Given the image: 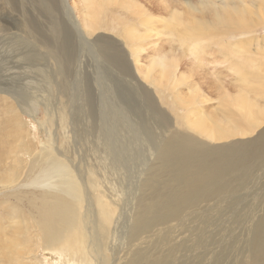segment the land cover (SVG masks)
I'll return each instance as SVG.
<instances>
[{
	"label": "rangeland",
	"instance_id": "rangeland-1",
	"mask_svg": "<svg viewBox=\"0 0 264 264\" xmlns=\"http://www.w3.org/2000/svg\"><path fill=\"white\" fill-rule=\"evenodd\" d=\"M30 1H32V3H25L23 10L26 15L31 14L30 16L28 15V18L31 19L32 25H34L33 27H35L39 33V49L46 51V49L51 46L49 49L53 50V56L62 63V72H66L67 90H60L63 93L53 92L52 90L54 88L47 86L46 82L42 83L43 79L39 78V75H35V72L36 74H40L37 67H42L43 64H46L48 68H50V65L53 64L51 60L44 63L41 55L38 61L28 62V64L27 61H22L23 63L19 61L16 64V66L19 67L16 70L21 73V75L16 76L17 84H24L27 86V79L24 76L25 73L23 72V68L29 69L30 67L33 72L28 70L29 72H26V74H29L28 77L32 79L27 81L34 82L33 87L30 85L28 88L31 87V91L35 92L36 90L38 92L40 87V91L38 93L35 92L36 101H41V103L47 106L53 113H57L60 109L65 107L71 116L78 117L77 119L83 122V120L87 119V111L90 108L94 111V118L97 120L100 118L99 120L105 124H107L112 116L115 117L116 122H121V127L120 125H115V127L118 128L117 133L119 134L117 141L107 137L105 134L104 140L108 151L111 150L113 159H121L124 161L122 165L117 163V167L114 168L108 164L109 159L107 160V158L103 157V149L105 148L102 143L100 144L96 141L97 134L95 132L94 151H92L94 153L90 152L92 160L94 155V171L98 179L102 182L103 186H105L112 198L116 197L115 199L121 200L122 213L116 224L120 229V233H122L121 236L119 235L120 240L118 239V235L114 237L113 245L114 248L117 247L114 249V254L121 255L125 254L127 250H130V243L128 240L122 239L124 231L123 224L128 223V217H131L132 214L133 190H131L130 187L138 181L141 166H143V170H145L151 165L153 161L152 158L157 152L154 147V142L160 139L159 132H161L162 138L163 133L168 129L166 133L174 132L175 134L183 135L193 141L199 142L202 147L206 146L205 148L211 149L210 154H219V151L221 153H228L231 150L243 154L244 158L247 157V154L250 155L244 161L246 164L249 163V170L246 178L241 182L244 184L246 183L245 185L243 184L240 187H236L231 193L226 192L215 199L211 198V200L200 202L193 207L194 209L187 210V215H190V213L194 211H197V213L200 212L198 214L194 212L188 217L186 211H184L185 214L183 212L181 213L182 215L184 214L181 219L185 220L179 219L177 222L172 221V223H177L175 228H178H172V237H178L179 239L185 238V240L183 239V244L180 245L181 247H178L177 250L173 252L169 264H190L189 262H191V264H194V262L195 264H264L263 245L261 252H258L256 249L252 251L248 250L250 249L251 238L260 239V243L264 244V152L261 155L263 156L262 160H260L261 158L257 160V157L252 154V152L257 153L261 149V142L264 143V110L260 108L264 107V93L261 92L262 94H260V92L255 89L259 85V81H264V0H242L244 1V5L247 7L249 6V9L253 11L250 20L244 24L229 25L226 32L221 28L215 32L202 35L199 37V43L193 48L191 46L187 47L183 44L184 42L181 41L182 28L176 26V19L171 13L178 12L179 14L183 13L182 16H186L189 14L190 10L188 5L195 4L193 6L197 8L198 12H194V15L199 17L202 15V18H207L210 14L211 7L207 5V7L210 8L208 9L206 5L202 4V0H128L129 4L127 0L122 2V4L120 2L122 0H116V5L110 4V6L103 7L98 18L94 17V19L97 20H95L94 23H96L97 28H99L97 30L94 29L91 33H86L87 31L84 32V27H81L83 24H79V22L83 23L82 21L85 16V13H83L84 4L82 0H45L44 4L51 12L54 19L53 22L57 28L56 36L58 43L55 45L56 47H54V35L49 30H45V22L43 21L48 20L45 18L49 16L46 13L47 11L43 8L44 6L42 4H37V2L33 0ZM209 1H213L214 4H216L214 7H218L217 5L222 2V0ZM130 2L135 6L132 11L130 8H125L126 6L129 7L131 4ZM185 3H187V5ZM198 3L200 5H198ZM4 4L0 1V5L2 6H0V72L5 70L8 66H15V62L13 61L16 58L14 56L21 51L9 44V42H7L8 38L15 33L19 34V30H25L23 36L27 37L28 33L26 29L31 27L28 26V20L24 18L25 14L24 16L22 15V8L19 6H17V9L10 8ZM38 10L40 11L39 14ZM256 18H261V20H255ZM95 26L94 28H96ZM13 27H15V29ZM131 27L139 28L143 33H147V35L141 38L139 37L138 39H136L137 36H133L129 39V36L126 35V31ZM11 33L13 34L11 35ZM133 35L136 34L133 33ZM126 36L128 40L125 38ZM190 37L195 38V36ZM131 38H133L132 43L130 41ZM41 42H44L46 47L41 46ZM237 42H240L242 46H239ZM222 43H227V45H223ZM231 45L237 47V53L235 56L227 57L226 50L233 48ZM138 46H142L144 50H140L139 63H136L131 48ZM86 48L88 49L86 50ZM243 49L247 50L248 53L240 54ZM117 50L121 53V60L127 62V65L124 67L113 61V58H116L114 53L117 52ZM171 50L175 55L170 52ZM88 51H90V53H87ZM136 51L138 52L137 49ZM154 52H156V54L158 53L157 55H162L161 60H158L160 62H164L163 55L166 54L171 56L174 55L176 59L177 67L175 63L171 61L173 63L171 64L173 65L172 73L170 75L164 73L165 75L169 77L172 76L171 78H173L176 74L180 73L184 78H187V75L190 74L191 77L188 76V80H184L185 83L180 82L176 87H171V85L166 84H172L171 80H163L161 78L163 72L158 70V64L154 62L152 63V67L154 66L157 70L150 67L149 71L153 69L152 74L149 73L147 79H144L142 74L144 70H148L149 60ZM223 52L224 55L226 54L224 60L222 59ZM201 55L204 57H201ZM238 60L242 61L239 74H237L230 65L231 63H236ZM34 64L35 66L33 67ZM145 65L148 66L145 67ZM193 65L197 67V70ZM21 66L24 67L22 68ZM139 67L142 70L144 68V70L142 71ZM51 71H53V69H51ZM3 73L5 74V71L2 72L1 75H4ZM14 74H16V72H14ZM22 76H24V78L20 81ZM149 77L153 80L150 81ZM158 78H161L160 82H158ZM71 81H73V83H71ZM0 82H3L2 78ZM154 82L156 84H153ZM34 83L36 85H34ZM191 83H195L201 93H204L210 100L203 102V100L199 99L198 93L191 96L183 93V91L185 92L188 90V85ZM15 87H18L17 89L21 88L19 85ZM220 87H224L225 95L231 96L234 92L239 91V89L243 90L246 97L253 99L251 101L252 105H245L241 100H226V98H222L218 95ZM86 92H89L91 95L92 101L89 107L86 105ZM176 95L186 96V105L183 101L178 103L179 100ZM4 96L5 95L0 93V98ZM75 97H77V99ZM41 103H38L41 106L34 116L30 113L23 114L20 124L16 125L18 121H20L19 118L17 122L14 120V124L3 133L13 132L15 135L17 132L19 134L20 131L18 129L19 126L22 125V128H24L22 130L28 132L26 133L28 136L27 142H29L26 145L27 147H29L28 145L31 146L32 139L34 140L35 147H40L43 141L45 143H51L52 138L50 135L52 134L53 137L52 132H57L59 135L60 143L58 140L57 144H61L62 141L66 142L63 131H56L55 129L58 125L51 121H46V115L42 112ZM77 112H79L78 114H80L81 117L75 114ZM196 113L201 114L205 118V121H209L208 124L213 125L214 128H209L207 126L210 132L216 129L215 125H223V118H229V126L233 130H227L232 134L221 140H211L202 133L190 130L186 124L187 120H184L185 116L187 114L193 116ZM5 114L9 117H13L12 113L6 112ZM3 115L4 114H0V123L3 121L8 123L6 117ZM13 119L15 118L13 117ZM149 123L153 124L150 125ZM141 124L145 127V133L138 130V126H142ZM12 128H14V130H12ZM125 131L136 135V139H129L128 136H126L128 139L122 138ZM126 134L127 133H125V135ZM82 149H84V147H82ZM16 154L17 153H14L13 155L16 156ZM1 167L2 165H0V169ZM239 170H242L241 166ZM153 184L156 192L162 193L167 189L182 190L185 187V180L183 176L178 173V169L173 166L172 171H162L155 176ZM94 191L97 193L101 192L98 190ZM256 201L260 203L258 204ZM206 203H209L210 206L209 204L207 206ZM197 206H199V208ZM203 207L205 210L202 209ZM224 207H229V209H225ZM257 208L260 209H258L259 212H257ZM2 209L5 211L4 206ZM214 209L216 210L214 211ZM218 210L219 212H217ZM248 210L250 212H247ZM252 210H254V212ZM256 213L261 214L257 215ZM3 214L0 213L1 220L3 219ZM262 217L263 221L260 222ZM252 219H255L253 221H255L256 224L252 225ZM182 225L183 227H181ZM202 225L206 227L203 228ZM242 225L244 226V230L243 227H241ZM196 226L197 230L196 228L194 230L193 227ZM179 228L184 229V231ZM211 229L215 232L212 233ZM179 230L182 235L178 234ZM222 230L225 232H222ZM190 231H193V233H190ZM175 233L177 234L175 235ZM150 234L151 230L149 229L144 233V235L147 236ZM218 234L219 236H217ZM184 235H188L189 237H184ZM193 235H196V237ZM211 235L212 237H210ZM213 236H215V238L217 236L220 242L219 240L217 242ZM199 238L200 240L198 241ZM204 238L205 240H203ZM154 241L155 240L143 246V253L145 255H149L153 252ZM205 241L208 242L207 245H204L206 244ZM220 243L223 244L221 245ZM182 245H184V248L187 245L190 247L182 250ZM244 247H247L245 253L243 251ZM213 249L217 252H215V250V253L212 252ZM203 250L204 252H202ZM164 252L165 250H162L160 253L164 254ZM187 252L191 253L187 254ZM134 253V251L130 252L131 258ZM210 253L214 254L211 255ZM195 254L197 257L201 256V258H193ZM204 254H206V256L208 255V257L210 256L211 259L210 257L202 256ZM215 254H217V256H215ZM241 257H243V259ZM204 258H207V260ZM36 260L38 264H51V262H53V264H59L58 261L61 260V256L60 258L58 256L54 259V256L46 251L38 256ZM181 260L183 262H181Z\"/></svg>",
	"mask_w": 264,
	"mask_h": 264
},
{
	"label": "bare ground",
	"instance_id": "bare-ground-1",
	"mask_svg": "<svg viewBox=\"0 0 264 264\" xmlns=\"http://www.w3.org/2000/svg\"><path fill=\"white\" fill-rule=\"evenodd\" d=\"M0 1H2V4H4L5 1L4 5H7L10 8L17 9V6H19L22 10L25 3H32L30 0ZM33 1L37 2V4H42L44 6L43 8L47 11L46 13L49 16L45 18L48 20L43 21L45 22V30H49L54 35V47H56L55 45L58 43L56 36L57 28L53 22L54 19L51 12L44 4L45 0ZM117 1L82 0V3L84 4L83 13H85V16L82 21L83 23L79 22V24H83L81 27H84V32L87 31L86 33H91L94 29L97 30L99 27L97 28L96 23H94L96 20L94 17L98 18L103 7L110 6V4L114 5ZM124 1L125 0L120 1L121 4ZM212 2L209 0H202L203 5L211 7L209 16L206 15L207 18H202V15L201 17L194 15V12H198L197 8L193 6L195 4L190 6L188 5L190 10L189 14L186 16H182L183 13H171L176 19V26L182 28L180 39L187 47H196L199 43V37L202 35L215 32L221 28H223L222 30L226 32L229 25L244 24L251 19L253 11L249 9V6H245L243 3L244 1L242 0H222L221 4L217 5L218 7H214L216 4ZM185 4L187 5V3ZM198 5L200 4L198 3ZM134 7L133 3H131L129 7L126 6L125 8H130L132 11ZM39 13L40 11L38 10V14ZM24 14L25 11L23 10L22 15L24 16ZM28 15L30 16L31 14ZM28 15L25 14L24 16V18L28 20V26H31L26 29L28 36H23L25 30H19V34L15 33L12 35L13 33H11L12 36L8 38L7 42H9V44L14 46L16 49L21 50L18 54H16V56H14L16 59L14 61L12 59V61L15 62V66L19 61H27L28 64V62H34L35 60L38 61L40 59V55L42 56L44 63L51 60L53 64L50 65V68H48L46 64H43L42 67H37L40 74H36L35 72V75H39V78L43 79L42 83L46 82L47 86L54 88L52 90L53 92L63 93L60 90H67V81L66 72H62V63L59 59L53 56V50L49 49L51 46L48 49L45 48L46 51L39 49V33L35 27H33L34 25H32V21L28 18ZM255 20H261V18H256ZM94 26L96 28H94ZM13 28L15 29V27ZM133 33L136 35H133ZM126 35L129 36V39L133 36H137L136 39H138L139 37L141 38L147 35V33H143L139 28L131 27L127 29ZM127 36L125 37L126 39ZM190 36H195V38H191ZM132 40L133 38L130 40L131 43ZM222 44L227 45V43ZM237 44L242 46L240 45V42H237ZM41 46L46 47L44 42H41ZM231 47L233 46L231 45ZM87 49L88 48H86V50ZM131 50L134 53L136 63H139V54L141 53L140 50L142 51L144 48L142 46H138L131 48ZM226 51L227 57L235 56L237 53V47L229 48ZM170 52L173 53L172 50ZM87 53H90V51ZM244 53H248L247 50H241L240 54ZM157 54L154 52L149 60V66L145 65V67L148 66V70H144L143 68L144 72L142 75L144 76V79H147L149 73L152 74L153 69L157 70L154 66L152 67V63L154 62L158 64V70L163 72L161 78L163 80H171L172 84L166 83L167 85H171V87H176L180 84V82L185 83V81L191 77L190 74L187 75V78H184V76H182V74L180 75V73L176 74L173 78H171L172 76L169 77L165 75H170L172 73L173 65L171 64L173 63L171 61H173L177 67L176 59L174 57L175 54L173 53V56L168 54L163 55L164 59H162L164 62L158 61L161 60L162 55L160 56ZM222 55V59L224 60V58H226V54L224 55L223 52ZM114 56L118 58H113L114 63H119L122 67L127 65L126 61L124 62L121 60V53L118 50L114 53ZM202 56L203 55H201V57ZM241 64L242 61L238 60L236 63H231L230 65L234 71L239 74ZM15 66H8L5 70H3L2 72L5 71V74L3 73L4 75H1L2 72H0V77L3 80V82H0V93L5 95L0 98V114H4L3 116H5L8 121V123L5 121L0 123V165H2L0 169V198L2 199H0V213H4L2 215L3 219H0V264H38L36 259L46 251L53 255L54 259L58 256L60 258L61 256L62 264H169L173 256V252L176 251L178 247H181L180 245L183 244V239L185 240L183 237V239L172 237V228H175L177 225V223H172V221L177 222V220L183 218L185 214L184 211H186L187 215V210L194 209L193 207L198 205L200 202L208 201L209 199L211 200V198L215 199L219 195L225 194L226 192L231 193L236 187H240L244 184L241 182L246 178L249 170V163L246 164L244 161L250 156L249 154H247L246 158H244L243 154L233 152L231 150L228 153H221L219 151V154H210L211 149L205 148L206 146L202 147L199 142L193 141L186 136L178 135L174 132L166 133L168 131V129H166L165 133H163V137L161 138V132H159L160 139H157L154 142V147L157 152L152 158L153 161L151 162V165L145 170H143V166H141L138 181L130 187L131 190H133L132 214L131 217H128V223L123 224L124 231L122 235V239H127L130 243V250H127L125 254L115 255L114 249L117 247L114 248L113 245L114 237L117 235L121 236L122 233H120V229L116 224V222L118 223L122 213L121 200L115 199L116 197L112 198L105 186H103L102 182L98 179L96 172L94 171V155L92 160L90 152L94 151L95 132L97 134V137L95 136L96 141L100 144L102 143L105 148L103 149L104 154H102L104 158H107V160L109 159L108 164L114 168L117 167V163L122 165L124 161L121 159H113L111 150L108 151L104 140L105 134L107 137L117 141L119 134L117 133L118 128H116L115 125L119 126L121 122H116L115 117L112 116L107 124H105L99 120L100 118L98 120L94 118V111L90 108L87 111L88 117L86 120H83V122L78 120V117L76 118L75 116H71L65 107L60 109L57 113H53V111H50L47 106L41 103V101H36L35 92L38 93L40 91V87L38 92L36 90L35 92L31 91L34 81H27L32 78H29V74H26V72H29L28 70L33 72L31 68L29 67V69H25L23 68L24 66H21L23 68V72L25 73L24 76L27 79V86H25L24 84H17L16 76L21 75V73L16 70L19 67ZM34 66L35 64L33 67ZM150 67L153 68H151V71H149ZM51 69H53V71H51ZM139 69L141 68L139 67ZM195 69L197 70V67H195ZM14 72H16V74H14ZM24 76L20 78V81L24 78ZM161 78H158V82L161 81ZM151 80L153 79H150V81ZM71 83H73V81H71ZM153 84L156 83L154 82ZM17 85L21 88L17 89L18 87H15ZM30 85L31 87L28 88ZM34 85L36 84L34 83ZM223 88L224 87H220V92L218 94L222 98H226V100H241L245 105H252L251 101L253 99L246 97L243 90L239 89V91L234 92V95L232 94L231 96L225 95V90ZM255 89L258 90L260 94H262L261 92L264 93V81H259V85ZM183 93L190 96L198 93L199 99L203 100V102L210 100V98H208L204 93H201L195 83L189 84L188 90L185 92L183 91ZM85 96L87 99L86 105L89 107L92 101L91 95L89 92H86ZM176 97L179 100L178 103L183 101L186 105V96L176 95ZM75 98L77 99V97ZM37 102L42 104V112L46 115V121H51L52 123L58 125L57 128H55L56 131H63L66 142L62 141L61 144H57L59 135L57 132H52L53 137L52 134L50 135L52 138L51 143H45L43 141L40 147H35L34 140L32 139L31 146L28 145L29 147H27L26 145L29 142H27L28 136L26 133L28 132L22 130L24 129L22 128V125H20L18 129L20 131L19 134L17 132L15 135L13 132L3 133L12 124H14V120L17 122L19 118L20 121H18L16 125L20 124L21 116L23 114L30 113L34 116L41 106ZM260 108L264 110V107ZM6 112L12 113L15 119L7 116L5 114ZM78 113L79 112L75 114ZM78 116H80V114H78ZM184 120H187L186 124L190 130L202 133L205 137L211 140H221L232 134L228 130H233L229 126V118H223V125H215L216 129L212 132L207 129V126L209 128H214L213 125L208 124L209 121H205V118L199 113H196L193 116H189L187 114ZM141 125L142 126H138V130L145 133V127L143 124ZM12 130H14V128H12ZM125 133L127 134L125 135ZM125 133L122 138H127L126 136H128L129 139H136V135L127 131H125ZM81 146L84 147V149H82ZM263 152L264 143L261 142V149L257 153L252 152V154L257 157V160L260 158V160H262L264 155H261ZM14 153H17L16 156L13 155ZM173 166H175L178 169V173L183 176L185 180V187L182 190L167 189L162 193H157L153 184L154 177L162 171H172ZM240 166L242 167V170H239ZM94 190L101 192L97 193ZM109 191L112 192L111 190ZM256 202H258V204L260 203L259 201ZM206 204L208 206L209 203ZM3 206L5 211L2 209ZM199 206L197 207L199 208ZM202 209L205 210L204 207ZM225 209H229V207ZM258 209L259 208H257V210ZM215 210L216 209H214V211ZM259 210L257 212H259ZM252 211L254 212V210ZM182 212L184 213L183 215L181 214ZM194 212L197 213V211ZM213 212L212 214L214 215ZM217 212H219V210ZM247 212L250 211L248 210ZM193 213H190V215ZM256 214L258 215L261 213ZM190 215L187 216L189 217ZM252 217L254 218L253 214ZM255 219H252V221ZM262 221L263 217L260 219V222ZM254 224H256L255 221H253L252 225ZM197 226L193 227V229L195 230L196 228L197 230ZM181 227H183V225ZM202 227L205 228L206 226L204 227L202 225ZM241 227H243L244 230V226L242 225ZM147 229L151 230V234L149 236L144 235ZM182 230L184 231V229ZM223 230L222 232H225ZM180 232L181 231L179 230L178 234H180ZM213 232L215 231L212 230V233ZM190 233H193V231H190ZM176 234L177 233H175V235ZM120 236L118 238L119 240ZM185 236L189 237L188 235H184V237ZM193 236L196 237V235ZM217 236H219V234ZM217 236L216 238L215 236L213 237L218 242L219 239H217ZM210 237H212V235ZM205 238L203 240H205ZM251 239L250 249L248 250L252 251L256 249L258 252H261L262 245L264 246V244L260 243V239ZM153 240H155L153 243V252L149 255H145L143 253V246L152 243ZM199 240L200 238L198 241ZM194 241L198 242L197 240ZM207 241H205L206 244H203L207 245ZM220 244L222 245L223 243ZM182 246V250L190 247L188 245V247L186 246L185 248L184 245ZM246 248L244 247V253L245 250H247ZM162 250H165L164 254L160 253ZM214 250L215 249H213L212 252H214ZM131 251L135 252L132 258L130 257ZM202 252H204V250ZM215 252L217 251L215 250ZM188 253L191 252H187V254ZM214 253L210 254L213 255ZM202 256H206V254ZM215 256H217V254H215ZM194 257H197L196 254L193 258ZM206 257H208V255ZM197 258L200 259L201 256ZM241 258L243 259V257ZM204 259L207 260V258ZM61 260L58 261L59 264H61ZM183 261L181 260V262ZM189 263L191 264V262ZM51 264H53V262H51Z\"/></svg>",
	"mask_w": 264,
	"mask_h": 264
}]
</instances>
